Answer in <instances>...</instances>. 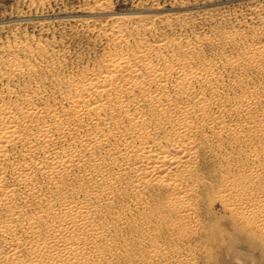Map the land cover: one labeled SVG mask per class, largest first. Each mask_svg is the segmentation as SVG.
<instances>
[{"label":"bare ground","instance_id":"1","mask_svg":"<svg viewBox=\"0 0 264 264\" xmlns=\"http://www.w3.org/2000/svg\"><path fill=\"white\" fill-rule=\"evenodd\" d=\"M137 26L131 52L122 46L130 36L122 18L107 29L119 48L89 74L68 79V108L40 104L38 90L0 88V264H115L133 253L134 239L144 238L154 248L134 264H152L158 255L173 259L192 241L182 264H198L202 249L214 264H264V163L218 156L227 135L234 143L262 137L264 120L243 102L248 125L231 127L227 109L241 111L217 92L220 72L209 62L191 65L200 56L191 43L162 64L160 49L178 41L160 35L148 43L144 34L157 33L156 25ZM24 62L37 70L15 58L16 73ZM229 64L264 72V43L247 45ZM109 122L125 123L117 133L123 149L101 157L97 145L114 136L103 130ZM206 151L223 162L220 175L202 171ZM230 151L242 155L238 146ZM87 168L88 179L82 174L75 184L73 172Z\"/></svg>","mask_w":264,"mask_h":264},{"label":"rangeland","instance_id":"2","mask_svg":"<svg viewBox=\"0 0 264 264\" xmlns=\"http://www.w3.org/2000/svg\"><path fill=\"white\" fill-rule=\"evenodd\" d=\"M263 16L264 0H0V88L10 87L19 91L26 90L28 93L38 90L37 101L40 104L68 108L70 103L65 94L70 90L68 79H79L89 74L104 62L107 53H114L119 48L111 40L107 29L122 18L130 33L128 43L122 46L124 50L131 52L138 39L136 26L142 29L143 24L153 21L157 33H145L146 42L156 44L160 35L168 40L178 41L160 49L163 52L162 58L167 59L162 64L172 59L175 52L185 54L186 45L191 43L194 51L197 50L200 54L191 65L209 62L208 69L220 72L217 92H221L224 97L227 93L232 98L230 106L241 111L234 114L227 109L226 123L241 129L248 125L243 116V102L253 103L254 115L257 112L264 120V72L257 67L230 65L229 58L239 57L247 45L264 43V33L256 32V28L264 27L261 19ZM228 34L241 38L239 43L228 44L221 39ZM186 56L190 59L192 57L190 53H186ZM15 58L29 59L37 70L28 71L24 62L22 72L16 73L11 63ZM240 78L244 79V85L238 84ZM238 97L245 98L236 103ZM141 107L148 112L146 103L142 102ZM110 122L103 130L114 132V136L110 135L108 142L97 145V152L101 157L108 156L111 151L123 149L117 133L121 132L120 127L125 123L117 126ZM231 140V136L224 137L226 147L219 150L218 154L222 160L223 155H232L233 158L241 157L242 163L255 167L258 163H264V135L248 142L234 143ZM233 145L241 149L242 155L230 151ZM204 156L207 166L202 171L220 175L223 172V162L211 151H206ZM87 171L88 168L86 171H74V183L82 182V174L86 175ZM95 173L93 170L92 174L97 177ZM86 177L88 179V175ZM117 184L121 189L125 187L123 181ZM118 196L123 197L121 193ZM227 225L231 229L230 223L227 222ZM202 239V236L197 237L198 242ZM139 240H133V253H129L127 259L124 256L114 258L115 264H134L132 261L140 256L139 253L143 257L148 256L154 246L148 238L141 240V243ZM158 242L162 244L163 239ZM186 245L187 247L178 251L179 257L175 255L173 259L165 260L158 255L152 258V264L176 261L177 264H182L180 260L193 249L194 242ZM206 246L214 249V245L209 242ZM202 251H199L200 255L197 254L198 264H214V260L208 261L202 256Z\"/></svg>","mask_w":264,"mask_h":264}]
</instances>
